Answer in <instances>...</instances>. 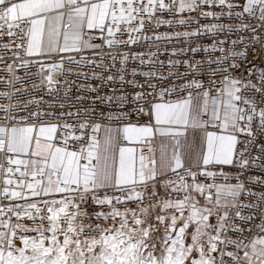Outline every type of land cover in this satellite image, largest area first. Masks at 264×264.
<instances>
[{
	"label": "snow or ice",
	"instance_id": "snow-or-ice-1",
	"mask_svg": "<svg viewBox=\"0 0 264 264\" xmlns=\"http://www.w3.org/2000/svg\"><path fill=\"white\" fill-rule=\"evenodd\" d=\"M203 36L212 43L168 54L223 55L168 61L182 73L142 70L165 67L160 44ZM0 41V264H264V191L246 186L264 178L243 179L264 173V65L244 68L249 49L264 52V0H0ZM18 70L39 84L16 87ZM57 74L137 91L78 85L120 108L97 113L95 99L64 103L74 82ZM44 88L52 101L23 99Z\"/></svg>",
	"mask_w": 264,
	"mask_h": 264
},
{
	"label": "built area",
	"instance_id": "built-area-1",
	"mask_svg": "<svg viewBox=\"0 0 264 264\" xmlns=\"http://www.w3.org/2000/svg\"><path fill=\"white\" fill-rule=\"evenodd\" d=\"M207 10V9H206ZM216 11H219V9H216ZM194 15V14H191ZM165 19H172V17H168L165 16ZM208 23H236L235 21H228V20H222V21H215V20H207V19H201L200 20V24H208ZM198 25L193 23L190 25H186L184 27H181L179 25H176L172 28H168V27H161L159 29V32L161 33H173V32H182L185 30H193L195 28H197ZM151 34V33H149ZM231 36L232 39H236L235 34H229ZM220 39L224 38V34H221L219 36ZM213 37L211 36H203V37H195L190 41H185L183 39L176 41H170V42H166L163 44H160L159 47L161 48V51H166V54L162 55L159 57L160 60H162L165 63V67L164 68H159V67H155V68H151V67H143V71H151V72H156V73H163L164 75H168L170 72H185L188 69L186 68L185 65H183L182 63L177 65L175 68H169L167 66V63L169 60H174V61H183L184 59H189L190 61L192 59L195 60H202V61H206L208 59H216L217 57H220L223 55V53L220 52H215V53H205V52H199L195 55H193L191 52H188L186 56H182V55H177V56H171L170 53L172 51L173 48L180 50L181 48H184L186 43H191L193 46L199 44L202 46H208L212 43ZM3 41H0V43H2ZM99 42V41H97ZM133 49L135 51H147V49L149 47L152 48L153 51H155L156 45H134L132 46ZM223 47L227 48L229 47V45H223ZM244 46L243 45H237L236 47V51H240ZM122 51H127V49H122ZM5 56L10 55V53H4ZM247 61H251V64L245 63L244 68H248L251 67L252 64H256V65H264V52H261L260 47L257 46L256 47V51H252L251 49L248 50V56H247ZM101 62V61H98ZM103 63H108V61H103ZM237 63H240V61H237ZM119 62H117L116 67L119 68ZM0 67H3V65H0ZM136 67H140L137 63H133L132 61H129L128 64V68H129V72L131 71L132 68H136ZM212 68H216V65L213 64ZM32 71H35V69H33ZM75 71H80V72H86L89 74V76H91L92 72H96L99 75H103V76H107L110 73L109 72H102L99 68H78L75 69ZM199 71H202L204 73H207L209 71L208 66L205 64L203 68L199 69ZM19 76L24 77V83L23 84H17L16 87L19 88H25V89H29L31 90L34 84H39V80L38 79H30V72L28 71H24V70H18L17 73ZM111 74L116 75L115 69L112 70ZM234 75H239L240 72H234ZM191 78V77H189ZM54 79H58V80H71L74 83L71 85V92L69 93V98L67 101H64V103L67 104H75L77 106V108L81 107L80 103L76 100L77 96H83L84 97V102H83V107L84 108H89L90 107V101L91 100H97V104L95 106V111L97 113H99L100 111H104V112H119L120 108L115 106L116 102L113 101V103L111 105L108 104H101L99 102V100L97 99V93H92V92H78L77 86L78 85H92V86H96L99 88V95L103 96V95H112L113 93L110 91L111 88H115L116 89V93L115 95L119 96L121 94V92H126L128 94H132L135 91H137V89L132 88L131 86L125 84V85H121L119 83H114V84H107V83H102L101 81L98 80H92L89 79L87 81L83 80V79H78L75 75H70V76H66V77H60L58 74L54 77ZM126 79H132V77L129 75L126 77ZM199 79L204 80V81H209V80H219L220 77L216 76V75H203L200 76ZM135 80L138 81L139 83L143 84L145 83V80L142 76L137 75L135 77ZM153 83H157V81L153 80ZM179 82V81H177ZM221 85H217V87H220ZM57 88L60 89L59 92V96L57 97V100L55 101V103H59L60 102V97H63L64 94V90L66 88V85H64L63 83L57 84L56 85ZM0 90H4V89H0ZM43 99L45 102H49L53 100V97L51 95L47 94V89L44 88L40 91H31L30 95H24L23 99L28 100V99H32V100H39V99ZM171 99H175V97H171ZM41 108H44L45 105H41ZM132 105L129 104L127 107H125L123 110L125 112H127L129 110V108H131ZM32 110H35V108H33ZM49 111H54V112H60V111H74L75 109H70V108H65V109H60L59 107H55L53 109H48ZM145 117H137V116H132V120L135 123H141L145 120ZM257 151L254 148L252 150V155H257ZM257 163H264V161H257ZM225 167V171L228 172H233L235 173L236 171H238L237 169L232 168L231 166H224ZM249 176H257V177H261L264 178V173L256 171L252 168H249L245 175L243 176V179L245 181H247ZM231 183H236L235 180L230 181ZM247 187H250L253 191L256 192H260V191H264V187H258L256 185H246ZM242 199H244L242 197ZM251 202V201H250ZM245 214H247V212H245ZM245 227H247V225H245Z\"/></svg>",
	"mask_w": 264,
	"mask_h": 264
},
{
	"label": "crops",
	"instance_id": "crops-1",
	"mask_svg": "<svg viewBox=\"0 0 264 264\" xmlns=\"http://www.w3.org/2000/svg\"><path fill=\"white\" fill-rule=\"evenodd\" d=\"M189 139L191 140V136L189 137Z\"/></svg>",
	"mask_w": 264,
	"mask_h": 264
}]
</instances>
